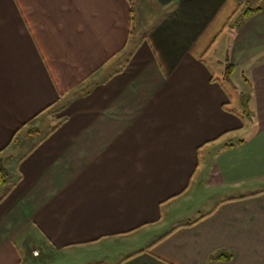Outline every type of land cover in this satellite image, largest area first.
Wrapping results in <instances>:
<instances>
[{
  "label": "crops",
  "instance_id": "crops-1",
  "mask_svg": "<svg viewBox=\"0 0 264 264\" xmlns=\"http://www.w3.org/2000/svg\"><path fill=\"white\" fill-rule=\"evenodd\" d=\"M241 2L0 0V264H264V5L219 49L243 109L214 73Z\"/></svg>",
  "mask_w": 264,
  "mask_h": 264
},
{
  "label": "rangeland",
  "instance_id": "rangeland-1",
  "mask_svg": "<svg viewBox=\"0 0 264 264\" xmlns=\"http://www.w3.org/2000/svg\"><path fill=\"white\" fill-rule=\"evenodd\" d=\"M240 1L244 2V7L245 8L256 9V8H259V7H263V5H264V0H255L253 2L252 1L249 2V0H240ZM147 29H149V28H147ZM232 30H233L232 26H229L227 35H225L222 39H220V41L218 42V45H216V47H215V49H217V51H216V62H214L215 66H216L215 70H214V73L217 76V78L223 80L224 85H226V87H228V90L231 92L232 97L235 98V100H236L235 108H237L238 104H240V106H239L240 109H243V107H245L244 102L246 103V100H245L244 97L243 98L241 97V99H240V90H239L240 89L239 88L240 87V82L239 81L243 80V77L251 79L250 78L251 76L247 72V70L249 71V69H245V68L239 69V70H237L234 73V75L232 77V81L227 80L225 74H226V69H227V65H228L227 63L228 62L230 63L229 54L225 53L223 55V54H221V52L219 50L220 46H221V43L224 40H226V38H231L230 42L234 41L233 37H234L235 34L230 36ZM225 55H226V57H225ZM249 86H251V85H249ZM242 111H245V110H242ZM54 112L55 111H52L51 113H48L47 115H44L45 117H51L52 118V119H50V121L48 123V125L49 126L51 125V127H54V124H57L59 122L57 119L53 118L54 115H52V113H54ZM192 209H194L193 206L186 207V211L192 210ZM117 252L118 251H114L113 252L114 255H117ZM25 259H26V261L24 263H26V264H68V262H73L74 263V262L80 261V259H76V261H75V259L69 258L68 255H66V254L57 255L56 257H53V258L45 257V255L43 254L39 258L37 256H34L33 253H32L31 255H28V257H26ZM102 259H105V258H102Z\"/></svg>",
  "mask_w": 264,
  "mask_h": 264
},
{
  "label": "trees",
  "instance_id": "trees-1",
  "mask_svg": "<svg viewBox=\"0 0 264 264\" xmlns=\"http://www.w3.org/2000/svg\"><path fill=\"white\" fill-rule=\"evenodd\" d=\"M262 11V7H259L257 9L252 8H245L244 2L242 1L235 12V14L230 18L228 25L232 26L233 29H236V31H240L247 20L251 15L255 13H259ZM227 69H226V77L230 78L235 71V67L231 65L229 62L227 63ZM52 106L48 107L47 109H51ZM34 133V130L31 131V134ZM6 177L7 173L4 168L0 169V183L6 184ZM219 261V262H229L232 260V256L228 253L222 252L212 257V261Z\"/></svg>",
  "mask_w": 264,
  "mask_h": 264
},
{
  "label": "built area",
  "instance_id": "built-area-1",
  "mask_svg": "<svg viewBox=\"0 0 264 264\" xmlns=\"http://www.w3.org/2000/svg\"><path fill=\"white\" fill-rule=\"evenodd\" d=\"M34 255L38 257V256H40V253L36 251V252H34Z\"/></svg>",
  "mask_w": 264,
  "mask_h": 264
}]
</instances>
